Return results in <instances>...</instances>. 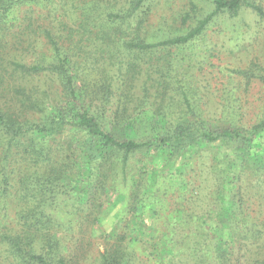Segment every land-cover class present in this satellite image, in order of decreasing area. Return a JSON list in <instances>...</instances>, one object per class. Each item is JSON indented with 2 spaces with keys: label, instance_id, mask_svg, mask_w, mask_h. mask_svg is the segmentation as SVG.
<instances>
[{
  "label": "trees",
  "instance_id": "trees-1",
  "mask_svg": "<svg viewBox=\"0 0 264 264\" xmlns=\"http://www.w3.org/2000/svg\"><path fill=\"white\" fill-rule=\"evenodd\" d=\"M54 1L0 0V30L14 26L7 21L13 9ZM187 5L179 30L150 40L143 25L153 0L72 2V33L55 40L46 32L51 60L15 63L29 74H54L60 91L22 101L18 110L0 107V264H264V97L248 110L229 81L222 105H197V89L174 63L246 8L263 19L264 6ZM152 57L157 64L146 71L143 95H135L140 62ZM234 72L264 87V65ZM68 128L72 140L54 147ZM80 157L85 173L73 182ZM148 157L161 158L160 175L141 169ZM168 179L173 193L160 182ZM111 192L123 198L124 215H115L102 249L89 256V230Z\"/></svg>",
  "mask_w": 264,
  "mask_h": 264
},
{
  "label": "rangeland",
  "instance_id": "rangeland-1",
  "mask_svg": "<svg viewBox=\"0 0 264 264\" xmlns=\"http://www.w3.org/2000/svg\"><path fill=\"white\" fill-rule=\"evenodd\" d=\"M256 1L264 6V0ZM72 2L82 4L83 0L33 3L15 8L8 15V24L14 26L8 30L3 28L0 30V107L12 111L18 110L22 101H27L29 98L44 99L46 94L54 97L60 91L59 81L54 74L48 71L29 74L18 69L15 63L47 64L51 60L53 55L46 32L52 33L55 40H62L58 33H72V30L69 32V27H72V18L76 16L72 13ZM187 7V0H153L152 10L143 25L149 39L155 40L179 30L180 20L177 18ZM197 44L195 53L184 49L179 54L181 61L174 60L175 65L179 63L178 66L186 69L183 71V76L180 72L178 76L185 77L183 82L186 81L185 83L197 89V105H207V107L222 105L221 94L226 86H230L229 81L239 86L237 95H240V103L246 109L251 110L252 106L262 105L264 87L260 80L255 77L248 80L234 70L245 69L253 62L264 65V18L246 8L233 21L210 28L207 37L198 41ZM172 51L176 52V49L173 48ZM153 64H157L153 57L150 62H140L141 72L136 81L135 95H143L142 86L147 82ZM146 71H149V76ZM95 73L96 71L92 72L91 76ZM152 76L158 78L160 75L153 72ZM29 110H21V115L30 117ZM126 132L123 130L121 136L124 137ZM72 135V129L68 128L64 135L58 136L56 142L52 141V145L57 147L58 144L59 146L68 144L69 140H72ZM80 135L83 136V134ZM136 157L139 162L142 156L138 153ZM86 159L79 158L78 163L81 167L73 171V182L76 178L80 181V178L84 176ZM150 159L151 157L142 159L141 169L155 171L157 175H160L162 170H165L160 161L161 158ZM141 169L138 168L134 173L135 178L139 177ZM170 169L173 171L175 166H171ZM128 180L130 181V175ZM168 181L169 179L160 182L165 187L170 186L168 189L170 193L175 192L174 185L169 184ZM76 185L80 186V183ZM102 199L104 207L102 206L100 221L89 230V234L92 233L95 236L91 240L94 246L88 250L89 256L97 254V250L102 249L103 236L112 230L115 215L121 214L120 211L123 209V198L112 192ZM174 200L175 197L165 196L164 202L169 209L174 207ZM98 203L100 202L96 201V204ZM85 212L78 215H85ZM169 213L170 211L163 212L162 218ZM144 229L148 231L149 226Z\"/></svg>",
  "mask_w": 264,
  "mask_h": 264
}]
</instances>
